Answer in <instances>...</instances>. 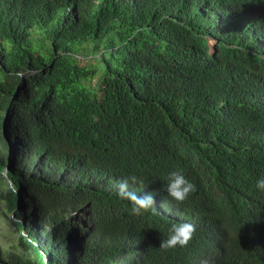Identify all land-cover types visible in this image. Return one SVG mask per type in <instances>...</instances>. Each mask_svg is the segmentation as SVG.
I'll return each mask as SVG.
<instances>
[{
  "label": "trees",
  "instance_id": "16d2710c",
  "mask_svg": "<svg viewBox=\"0 0 264 264\" xmlns=\"http://www.w3.org/2000/svg\"><path fill=\"white\" fill-rule=\"evenodd\" d=\"M108 35L98 77L74 47ZM172 171L196 186L183 202ZM132 175L158 215L118 195ZM260 177L264 0H0V201L17 233L0 264H264ZM183 222L188 245L159 248Z\"/></svg>",
  "mask_w": 264,
  "mask_h": 264
},
{
  "label": "clouds",
  "instance_id": "9594fccd",
  "mask_svg": "<svg viewBox=\"0 0 264 264\" xmlns=\"http://www.w3.org/2000/svg\"><path fill=\"white\" fill-rule=\"evenodd\" d=\"M131 184L143 183L135 175L117 182L118 195L128 200L132 205V213L141 215L151 212L158 215L155 201L152 194L138 195V193L130 188ZM256 188L264 190V177H260L256 181ZM196 191V186L191 183L181 171H172L168 175L167 193L170 197L178 202L185 201L190 194ZM196 231V226L190 222L173 223L170 229V235L167 239L161 240L159 248L167 250L177 246L186 247ZM204 264H207L205 261Z\"/></svg>",
  "mask_w": 264,
  "mask_h": 264
},
{
  "label": "rangeland",
  "instance_id": "374dc122",
  "mask_svg": "<svg viewBox=\"0 0 264 264\" xmlns=\"http://www.w3.org/2000/svg\"><path fill=\"white\" fill-rule=\"evenodd\" d=\"M109 39L116 42L115 38H110V35L104 37L97 49H93V43H84L82 45H76L74 51L75 57H79L80 64H89L96 70V76L103 77L106 69L107 53L110 50H106ZM99 84L96 79L90 81V85L95 86ZM5 205L0 201V246L1 248L8 249L11 246L17 245V233L14 230V221L12 216L5 210ZM30 216V215H29ZM37 227V224L35 225Z\"/></svg>",
  "mask_w": 264,
  "mask_h": 264
}]
</instances>
